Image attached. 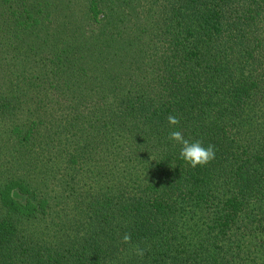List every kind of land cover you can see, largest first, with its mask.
<instances>
[{
    "label": "trees",
    "instance_id": "obj_1",
    "mask_svg": "<svg viewBox=\"0 0 264 264\" xmlns=\"http://www.w3.org/2000/svg\"><path fill=\"white\" fill-rule=\"evenodd\" d=\"M0 264H264V0H0Z\"/></svg>",
    "mask_w": 264,
    "mask_h": 264
},
{
    "label": "clouds",
    "instance_id": "obj_2",
    "mask_svg": "<svg viewBox=\"0 0 264 264\" xmlns=\"http://www.w3.org/2000/svg\"><path fill=\"white\" fill-rule=\"evenodd\" d=\"M169 126H177L180 123L179 117L169 115L167 117ZM169 140L180 145L179 158L182 159L191 168L197 166L203 167L209 164L215 158V146L208 144L205 146L201 140L186 139L180 130H173L169 133ZM125 244L131 243V235L125 233L122 238ZM136 256L143 258L145 251L139 246H134Z\"/></svg>",
    "mask_w": 264,
    "mask_h": 264
}]
</instances>
